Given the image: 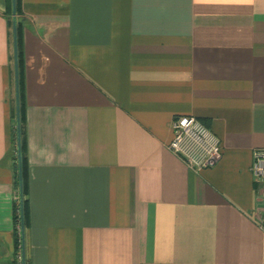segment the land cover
<instances>
[{
    "label": "crops",
    "instance_id": "1",
    "mask_svg": "<svg viewBox=\"0 0 264 264\" xmlns=\"http://www.w3.org/2000/svg\"><path fill=\"white\" fill-rule=\"evenodd\" d=\"M0 0V264H21ZM28 264H264V0H20ZM176 116L222 141L195 171Z\"/></svg>",
    "mask_w": 264,
    "mask_h": 264
},
{
    "label": "built area",
    "instance_id": "2",
    "mask_svg": "<svg viewBox=\"0 0 264 264\" xmlns=\"http://www.w3.org/2000/svg\"><path fill=\"white\" fill-rule=\"evenodd\" d=\"M170 126L173 137L168 148L188 168L200 171L215 164L221 155L222 141L197 117L176 116ZM251 170L256 179L264 180V149L254 151Z\"/></svg>",
    "mask_w": 264,
    "mask_h": 264
},
{
    "label": "trees",
    "instance_id": "3",
    "mask_svg": "<svg viewBox=\"0 0 264 264\" xmlns=\"http://www.w3.org/2000/svg\"><path fill=\"white\" fill-rule=\"evenodd\" d=\"M20 0H16V18H17V42H18V61H19V86H20V114H21V153H22V179H23V214L25 231L29 226V187H28V156H27V137H26V120H25V103L22 81V51H21V22L19 20ZM8 14L11 16L10 22L12 26V8L11 0H8ZM15 125V122H14ZM12 158L15 165V187L18 202L15 204V221L20 226V202H19V179L17 165V148H16V129L14 128V145L12 147ZM16 245H20V229L16 233ZM26 264L28 259L26 258Z\"/></svg>",
    "mask_w": 264,
    "mask_h": 264
},
{
    "label": "water",
    "instance_id": "4",
    "mask_svg": "<svg viewBox=\"0 0 264 264\" xmlns=\"http://www.w3.org/2000/svg\"><path fill=\"white\" fill-rule=\"evenodd\" d=\"M12 8V35H13V64H14V85H15V129L17 165L19 179V202H20V239H21V264H26V236L23 214V179H22V153H21V114H20V86H19V61L17 42V18L16 0H11Z\"/></svg>",
    "mask_w": 264,
    "mask_h": 264
}]
</instances>
